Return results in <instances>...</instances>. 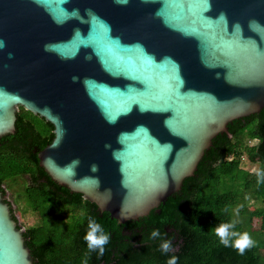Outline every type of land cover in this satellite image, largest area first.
Returning <instances> with one entry per match:
<instances>
[{"label":"water","instance_id":"1","mask_svg":"<svg viewBox=\"0 0 264 264\" xmlns=\"http://www.w3.org/2000/svg\"><path fill=\"white\" fill-rule=\"evenodd\" d=\"M0 41V137L20 107L50 122L40 165L119 223L264 108V0H0ZM6 198L0 264H34Z\"/></svg>","mask_w":264,"mask_h":264},{"label":"trees","instance_id":"2","mask_svg":"<svg viewBox=\"0 0 264 264\" xmlns=\"http://www.w3.org/2000/svg\"><path fill=\"white\" fill-rule=\"evenodd\" d=\"M228 129L213 139L180 191L148 215L119 223L44 170L38 152L53 140V125L20 107L16 132L0 137V191L5 194V184L28 177L21 195L40 216L24 230L34 264H84L85 259L88 264H168L174 256L176 264H264V182L257 176L264 171V108L231 121ZM247 159L256 160L258 169H247ZM251 200L258 203L254 210ZM254 218L260 220L258 230H253ZM91 220L110 237L102 256L84 239ZM233 221V231L247 232L255 241L243 255L231 246L237 237L225 247L215 233ZM154 230L158 236L153 237ZM165 241L171 242L168 252L162 249Z\"/></svg>","mask_w":264,"mask_h":264},{"label":"clouds","instance_id":"3","mask_svg":"<svg viewBox=\"0 0 264 264\" xmlns=\"http://www.w3.org/2000/svg\"><path fill=\"white\" fill-rule=\"evenodd\" d=\"M0 47H3V42L0 41ZM99 170V166L96 164L91 165V171L97 172ZM258 183L264 182V171L258 172ZM96 185H100L99 178H96ZM107 191H111L108 189ZM235 227V222L231 223H223L215 228L216 235L220 238V242L225 246H230L231 238L237 237L234 243H231V246H234L239 250V254L243 255L247 248L254 246L255 241L251 238L249 233L245 232L242 235L236 231H233ZM90 231L85 235L84 239L87 241V246L90 251H95L97 248L99 249V255H103L106 245L109 242V235L104 233V230L100 226V224L96 223L95 220H91L89 222ZM153 237L159 235L158 230H154L152 233ZM162 249L164 252H168L171 249V242L165 241L162 244ZM177 257H172L169 259L168 264H176ZM84 264H88L87 259L84 260Z\"/></svg>","mask_w":264,"mask_h":264},{"label":"rangeland","instance_id":"4","mask_svg":"<svg viewBox=\"0 0 264 264\" xmlns=\"http://www.w3.org/2000/svg\"><path fill=\"white\" fill-rule=\"evenodd\" d=\"M254 142L256 141L252 140V143ZM251 162H249L247 159L245 167L252 171L258 169V162L256 160ZM25 181H28V177L22 178L20 180L18 179V181L13 184L14 186L5 184L7 189V197L14 206V214L18 218V222L24 228V230L29 226L38 224L40 221L39 214L32 210L28 199L21 195L22 190L24 189ZM257 205L258 203H256L254 200H251L249 203V208L254 210ZM252 227L253 230H258L260 228V220L258 218L253 219ZM260 252L264 253V247L260 249Z\"/></svg>","mask_w":264,"mask_h":264},{"label":"flooded vegetation","instance_id":"5","mask_svg":"<svg viewBox=\"0 0 264 264\" xmlns=\"http://www.w3.org/2000/svg\"><path fill=\"white\" fill-rule=\"evenodd\" d=\"M6 200H8V198H6Z\"/></svg>","mask_w":264,"mask_h":264}]
</instances>
